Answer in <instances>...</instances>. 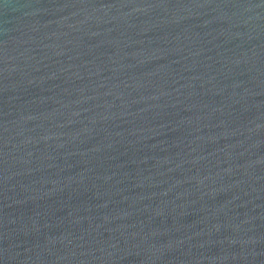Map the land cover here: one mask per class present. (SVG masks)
<instances>
[{"label": "water", "instance_id": "water-1", "mask_svg": "<svg viewBox=\"0 0 264 264\" xmlns=\"http://www.w3.org/2000/svg\"><path fill=\"white\" fill-rule=\"evenodd\" d=\"M0 264H264V0H0Z\"/></svg>", "mask_w": 264, "mask_h": 264}]
</instances>
